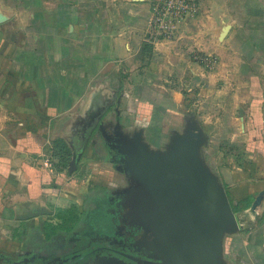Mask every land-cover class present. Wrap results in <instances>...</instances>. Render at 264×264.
Returning <instances> with one entry per match:
<instances>
[{"label": "crops", "instance_id": "crops-1", "mask_svg": "<svg viewBox=\"0 0 264 264\" xmlns=\"http://www.w3.org/2000/svg\"><path fill=\"white\" fill-rule=\"evenodd\" d=\"M245 1L199 0L149 45L148 0H0V264H190V205L145 163L190 156L242 224L193 264H264V0Z\"/></svg>", "mask_w": 264, "mask_h": 264}, {"label": "water", "instance_id": "water-1", "mask_svg": "<svg viewBox=\"0 0 264 264\" xmlns=\"http://www.w3.org/2000/svg\"><path fill=\"white\" fill-rule=\"evenodd\" d=\"M145 163L154 167V171L163 179V182L173 186L174 197L172 198L176 202L183 204L186 201L190 205L189 220L186 223H176L177 229L185 227L188 235L195 239L191 246L192 254L188 256L189 263L193 264L198 258L210 261L211 256L206 255L207 250L202 246L204 237L211 232L214 234L215 242L211 249L214 250L216 246H219L218 240L226 225L234 221L242 225L239 216L232 213L225 193L221 192L200 169L192 156L174 160V162L145 160ZM70 167L72 172L76 168L75 162H72ZM157 192L159 191L144 193L142 198L149 202L154 198H167ZM263 199L264 191L256 198L251 208L252 212H256Z\"/></svg>", "mask_w": 264, "mask_h": 264}, {"label": "built area", "instance_id": "built-area-1", "mask_svg": "<svg viewBox=\"0 0 264 264\" xmlns=\"http://www.w3.org/2000/svg\"><path fill=\"white\" fill-rule=\"evenodd\" d=\"M151 6L150 28L145 37L146 44L156 45L161 41L178 37L181 26L200 13L199 0H148ZM209 70L218 66V58L211 55L196 58Z\"/></svg>", "mask_w": 264, "mask_h": 264}, {"label": "rangeland", "instance_id": "rangeland-1", "mask_svg": "<svg viewBox=\"0 0 264 264\" xmlns=\"http://www.w3.org/2000/svg\"><path fill=\"white\" fill-rule=\"evenodd\" d=\"M246 5L243 7V6H240L239 9L241 12H250L252 11L254 8L252 7L253 6V2L252 0H247V2L245 1ZM255 9H258L259 6L257 4V2H255ZM264 25V23H262ZM249 33V36L250 38L249 39H255L254 37H261V42L264 44V30L263 29H260L258 31H248Z\"/></svg>", "mask_w": 264, "mask_h": 264}, {"label": "trees", "instance_id": "trees-1", "mask_svg": "<svg viewBox=\"0 0 264 264\" xmlns=\"http://www.w3.org/2000/svg\"><path fill=\"white\" fill-rule=\"evenodd\" d=\"M151 46H146L144 52L150 54ZM55 149L57 150L58 155L60 156L62 163H66L70 159V155L68 153V148L65 142L57 141L55 143Z\"/></svg>", "mask_w": 264, "mask_h": 264}]
</instances>
